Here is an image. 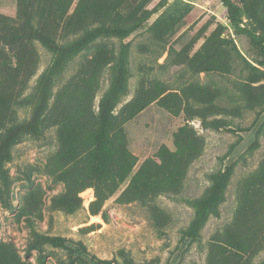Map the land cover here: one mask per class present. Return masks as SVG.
I'll return each mask as SVG.
<instances>
[{"label":"rangeland","instance_id":"374dc122","mask_svg":"<svg viewBox=\"0 0 264 264\" xmlns=\"http://www.w3.org/2000/svg\"><path fill=\"white\" fill-rule=\"evenodd\" d=\"M175 1L5 0L7 11L0 7V142L12 129L20 136L0 170V264L264 260V73L246 63L257 66L247 38L225 28L221 0H182L185 15L157 21ZM249 1L264 33V0ZM101 21L141 28L98 39L52 70L54 53L39 33L66 43ZM229 37L239 54L225 46ZM125 43L129 88L105 124L100 100ZM45 71L54 73L44 81ZM44 89L34 133L27 124ZM104 132L111 159L97 178ZM75 178L86 188L70 213L54 197ZM212 191L217 207L194 239L187 232L196 201Z\"/></svg>","mask_w":264,"mask_h":264},{"label":"trees","instance_id":"16d2710c","mask_svg":"<svg viewBox=\"0 0 264 264\" xmlns=\"http://www.w3.org/2000/svg\"><path fill=\"white\" fill-rule=\"evenodd\" d=\"M226 9V14L229 20V26L232 33L236 36H244L249 41V44L254 52V63L246 61L254 70L264 73L261 68H264V33L259 31L258 24L260 18L257 11H255L249 0H221ZM20 0H18L19 6ZM188 11V3L182 0H176L172 4H169L167 8L157 18V21H174L177 18L183 16ZM141 28L138 23H129L125 25H109L101 21L98 25L87 29L84 34L76 41H69L66 43L56 41L51 35H43L39 33V37L44 41L47 47H49L54 53V66L55 69H62L64 64L66 65L80 52L92 42L103 38H119L124 39L131 34L137 32ZM225 46L233 52L239 54V48L237 47L233 38L223 39ZM130 45L125 43L116 56L114 62L110 66L111 81L109 87L103 93L100 100V118L108 124L112 118V112L115 110L122 97L127 94L130 80ZM54 71L44 72V81L46 77L49 78ZM46 89H44V95L42 104L35 110L31 120L28 122V128L37 133L40 129L43 121V114L46 110ZM112 120V121H113ZM106 126V125H105ZM20 139L19 134L13 129L10 130L6 136L0 142V170L3 167L6 154L12 148L14 144ZM108 138L104 132L97 144L96 148V165L94 167V176L101 178L105 175L109 162L111 159V152L107 147ZM81 178H75L67 180L66 190L54 197V204H61L65 211L74 212L75 203L82 201L79 197V193L86 188V185L81 183ZM97 201H94L95 204ZM197 212L194 220L189 227L187 235L197 239L200 237V231L205 226L209 214L217 207V195L212 191L209 195L196 201ZM100 209L93 210V213H99ZM43 241L50 243L53 246H65L66 240L59 236H43ZM259 264H264V260Z\"/></svg>","mask_w":264,"mask_h":264},{"label":"crops","instance_id":"0c3cea01","mask_svg":"<svg viewBox=\"0 0 264 264\" xmlns=\"http://www.w3.org/2000/svg\"><path fill=\"white\" fill-rule=\"evenodd\" d=\"M10 1H13V2H15L17 5H18V0H10ZM8 4L7 3H5V0H0V7L1 8H4V10H2V11H7L6 9H7V6ZM6 8V9H5ZM1 10V9H0Z\"/></svg>","mask_w":264,"mask_h":264}]
</instances>
